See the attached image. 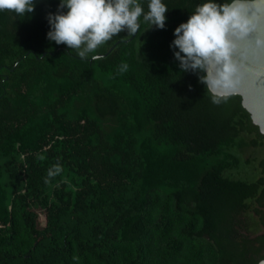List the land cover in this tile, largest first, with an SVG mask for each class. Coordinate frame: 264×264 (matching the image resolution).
<instances>
[{
  "label": "trees",
  "instance_id": "trees-1",
  "mask_svg": "<svg viewBox=\"0 0 264 264\" xmlns=\"http://www.w3.org/2000/svg\"><path fill=\"white\" fill-rule=\"evenodd\" d=\"M34 2L0 10V264L263 259L264 135L170 47L207 0H162L164 29L141 17L85 58L47 38L60 0Z\"/></svg>",
  "mask_w": 264,
  "mask_h": 264
},
{
  "label": "clouds",
  "instance_id": "clouds-1",
  "mask_svg": "<svg viewBox=\"0 0 264 264\" xmlns=\"http://www.w3.org/2000/svg\"><path fill=\"white\" fill-rule=\"evenodd\" d=\"M5 9L26 15L35 11V2L0 0ZM166 12L162 0H149L146 12L140 0H60L57 12L48 14L47 38L85 58L121 31L137 33L141 17L164 29ZM174 36L170 47L181 71L198 75L213 104L248 92L264 111V0H207ZM54 169L49 177L59 173V165Z\"/></svg>",
  "mask_w": 264,
  "mask_h": 264
},
{
  "label": "water",
  "instance_id": "water-1",
  "mask_svg": "<svg viewBox=\"0 0 264 264\" xmlns=\"http://www.w3.org/2000/svg\"><path fill=\"white\" fill-rule=\"evenodd\" d=\"M130 40L131 39L128 41ZM99 56L101 55H98L97 57ZM234 96H239L241 98L242 107L249 113L252 123L258 127L259 132L264 135V111H261L258 108L255 97L248 92ZM257 264H264V258L261 259Z\"/></svg>",
  "mask_w": 264,
  "mask_h": 264
}]
</instances>
